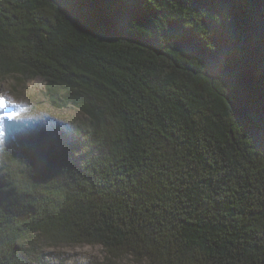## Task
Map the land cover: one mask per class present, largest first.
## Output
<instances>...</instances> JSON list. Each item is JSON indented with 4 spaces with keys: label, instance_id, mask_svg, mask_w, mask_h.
<instances>
[{
    "label": "trees",
    "instance_id": "obj_1",
    "mask_svg": "<svg viewBox=\"0 0 264 264\" xmlns=\"http://www.w3.org/2000/svg\"><path fill=\"white\" fill-rule=\"evenodd\" d=\"M84 116L6 152L0 264H264V0H0V81Z\"/></svg>",
    "mask_w": 264,
    "mask_h": 264
},
{
    "label": "rangeland",
    "instance_id": "obj_2",
    "mask_svg": "<svg viewBox=\"0 0 264 264\" xmlns=\"http://www.w3.org/2000/svg\"><path fill=\"white\" fill-rule=\"evenodd\" d=\"M43 89L44 82L39 77L0 81V166L6 152L16 151L26 140L56 130L72 133L83 123L84 116L77 110L53 109L44 98ZM45 254L50 260L65 264H105V253L97 245H65L48 248Z\"/></svg>",
    "mask_w": 264,
    "mask_h": 264
}]
</instances>
